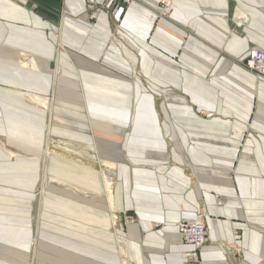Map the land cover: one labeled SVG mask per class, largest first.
<instances>
[{"label":"crops","instance_id":"0c3cea01","mask_svg":"<svg viewBox=\"0 0 264 264\" xmlns=\"http://www.w3.org/2000/svg\"><path fill=\"white\" fill-rule=\"evenodd\" d=\"M161 1L0 0V264H264V0Z\"/></svg>","mask_w":264,"mask_h":264},{"label":"built area","instance_id":"2783aa9c","mask_svg":"<svg viewBox=\"0 0 264 264\" xmlns=\"http://www.w3.org/2000/svg\"><path fill=\"white\" fill-rule=\"evenodd\" d=\"M118 1V0H117ZM127 3L128 0H119ZM171 0H162L157 7V10L163 15H167L170 9ZM93 12L99 8L91 6ZM245 66L248 70L255 73L261 79H264V51L258 48H252L248 51L245 61ZM177 232L181 236L183 242L193 245L195 248H200L207 240L206 226L202 214L199 215L193 222H180L177 224Z\"/></svg>","mask_w":264,"mask_h":264},{"label":"bare ground","instance_id":"6f19581e","mask_svg":"<svg viewBox=\"0 0 264 264\" xmlns=\"http://www.w3.org/2000/svg\"><path fill=\"white\" fill-rule=\"evenodd\" d=\"M239 14V13H238ZM236 17H237V15H236ZM237 18H239V17H237ZM240 21V20H239ZM241 24V23H240ZM118 34V33H117ZM119 35H116V39L117 38H119L118 37ZM109 175V174H108ZM107 176V175H106ZM103 178H104V176H103ZM106 181V186L108 187L109 186V180H105ZM44 181H43V183H42V186H41V188L43 189V187H44ZM111 185V184H110ZM42 194V193H41ZM125 256V254L123 255V257Z\"/></svg>","mask_w":264,"mask_h":264},{"label":"rangeland","instance_id":"374dc122","mask_svg":"<svg viewBox=\"0 0 264 264\" xmlns=\"http://www.w3.org/2000/svg\"><path fill=\"white\" fill-rule=\"evenodd\" d=\"M91 7V6H90Z\"/></svg>","mask_w":264,"mask_h":264}]
</instances>
